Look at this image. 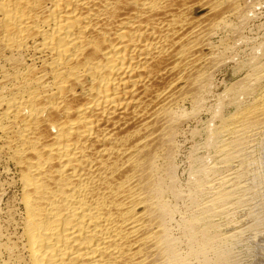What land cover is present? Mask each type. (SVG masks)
Returning <instances> with one entry per match:
<instances>
[{
    "label": "bare ground",
    "instance_id": "1",
    "mask_svg": "<svg viewBox=\"0 0 264 264\" xmlns=\"http://www.w3.org/2000/svg\"><path fill=\"white\" fill-rule=\"evenodd\" d=\"M263 7L0 0V264H264Z\"/></svg>",
    "mask_w": 264,
    "mask_h": 264
},
{
    "label": "rangeland",
    "instance_id": "2",
    "mask_svg": "<svg viewBox=\"0 0 264 264\" xmlns=\"http://www.w3.org/2000/svg\"><path fill=\"white\" fill-rule=\"evenodd\" d=\"M261 11L262 13L258 16L257 19H255L252 22L251 28L248 30L249 31L248 35L251 37L253 42L261 41L260 38L262 39V35L264 32V30L262 29L263 26H261V24L264 25V13H263L264 7ZM233 69L235 68L232 65V66L226 67L224 70L218 73L216 80H217V84L219 85L217 87L219 91H222L226 86L225 84H227L229 81L237 77V74H239V72L236 69L235 70ZM200 120L201 121L197 123L195 122L192 124L193 127L196 129V131L197 132L199 131L198 132L199 134L195 135V134H192L190 131H188L185 134V136L182 138V146H181L180 156H179V164H180L179 173L182 179L186 178L188 172L191 169V165L194 164L195 160L193 157H190L191 155L194 156V155H197L198 153V155L200 156L204 152L202 154L203 156H205L203 157V159L208 156V153L204 149L201 148V141L205 135V133L203 132V128H205L206 115H202ZM196 164L197 163H195L194 165Z\"/></svg>",
    "mask_w": 264,
    "mask_h": 264
}]
</instances>
